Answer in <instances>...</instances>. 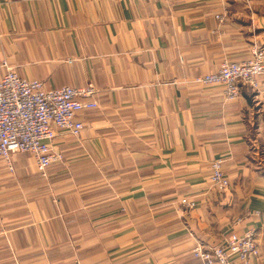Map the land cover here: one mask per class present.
Segmentation results:
<instances>
[{"label":"crops","instance_id":"obj_1","mask_svg":"<svg viewBox=\"0 0 264 264\" xmlns=\"http://www.w3.org/2000/svg\"><path fill=\"white\" fill-rule=\"evenodd\" d=\"M262 47L264 0H0V76L98 91L46 176L0 160V264H205L195 237L248 229L264 264V90L194 83ZM218 158L231 193L209 180Z\"/></svg>","mask_w":264,"mask_h":264},{"label":"built area","instance_id":"obj_2","mask_svg":"<svg viewBox=\"0 0 264 264\" xmlns=\"http://www.w3.org/2000/svg\"><path fill=\"white\" fill-rule=\"evenodd\" d=\"M216 18L219 23L224 21L222 14ZM3 66L7 70L0 76V160L13 175L15 154L26 153L34 159L38 172L46 176L47 169L63 159V154L53 149L58 132L62 130L74 137L81 135L84 122L79 115L98 106V91L93 84L47 89L43 81L20 76L6 62ZM194 83L223 85L226 99L234 101L243 88L264 86V50L255 49L249 58L242 60L226 59L215 71L197 76ZM209 180L224 194L233 189L221 158L212 161ZM181 203L188 209L197 205L196 199L191 198H183ZM240 221L239 218L235 222ZM194 240L192 254L205 264H254L261 256L253 229L231 232L217 244L197 237Z\"/></svg>","mask_w":264,"mask_h":264},{"label":"rangeland","instance_id":"obj_3","mask_svg":"<svg viewBox=\"0 0 264 264\" xmlns=\"http://www.w3.org/2000/svg\"><path fill=\"white\" fill-rule=\"evenodd\" d=\"M257 49H263L264 50V47H262V48H257ZM255 50V49H254ZM252 55V54H251ZM250 55V56H251ZM249 56V57H250ZM249 57H247V58H249ZM246 59V58H245ZM263 77V76H262ZM245 88H248V89H250V90H252L253 92H259V91H261V90H264V86H261V87H259L258 89H256V88H251V86L250 87H245ZM240 94H241V92H240ZM240 96V95H239Z\"/></svg>","mask_w":264,"mask_h":264}]
</instances>
